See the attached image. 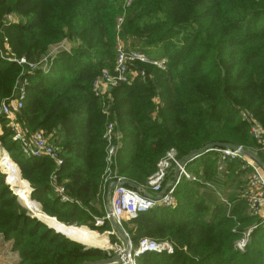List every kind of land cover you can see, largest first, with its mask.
I'll list each match as a JSON object with an SVG mask.
<instances>
[{"label":"trees","instance_id":"trees-1","mask_svg":"<svg viewBox=\"0 0 264 264\" xmlns=\"http://www.w3.org/2000/svg\"><path fill=\"white\" fill-rule=\"evenodd\" d=\"M123 4V0H0V40L4 46L7 42L14 59L37 64L60 44H75L70 53L54 59L47 75H25L27 98L15 116L27 137L39 129L55 137L64 158L57 172L59 182L72 201L62 203L53 193V162L28 159L15 143L16 157L13 143L2 139L7 152L0 149V161L12 172L4 170L5 174L29 189L20 192L24 198L17 197L0 176V239L17 264H83L108 257L100 250L106 235L91 239L73 226L74 239L67 237L32 217L27 207L54 218V223L89 224L92 230L76 228L97 235L113 230L109 221L95 227L101 214L97 204L101 196L108 197L103 189L108 120L92 86L105 68H113L117 36L141 44L150 57L144 50L158 47L159 58L167 60L166 71L138 65L145 77L113 91L109 122L122 135L117 169L131 184L128 187L145 186L171 149L179 159L211 143L247 149L253 142L240 112L264 126V0H134L127 9ZM10 15L18 22L6 23ZM26 66L5 62L0 55V99H12ZM10 138L13 141V135ZM218 158L214 152L204 154L188 169L204 181L227 187L228 177L222 180L217 173ZM202 190V182L184 179L175 193L176 207H158L122 223L134 246L142 238L169 239L175 246L172 255L146 254L138 264H264V227L256 226L260 220L248 214L239 191L227 198L229 207L225 203L213 207L201 197ZM249 230L250 244L240 252L237 244ZM111 240L117 242L115 236Z\"/></svg>","mask_w":264,"mask_h":264},{"label":"built area","instance_id":"built-area-1","mask_svg":"<svg viewBox=\"0 0 264 264\" xmlns=\"http://www.w3.org/2000/svg\"><path fill=\"white\" fill-rule=\"evenodd\" d=\"M134 0H123L124 9L131 6ZM6 23L18 22L12 15L8 16L5 20ZM123 24V18L118 20L117 32L121 30ZM121 39L117 36L116 42V61L111 72H102V74L94 81L92 86V92L94 96L100 100L102 104V114L105 115L108 120L105 130L104 139L107 143L106 149V168L103 176V189L107 190L111 183H114L110 194L108 193V208L106 211V217L102 221L96 223V227H101L106 221L110 222L112 217L121 227L125 221H131L139 217V215L148 213L149 211L162 207V208H174L176 198L175 193L180 182L185 179L190 182H198L196 176L189 171L188 166L193 161L197 160L204 154L214 152L218 154V170L223 172L226 161L242 160L245 164V168L251 170V182L248 189L242 193V199L247 204L248 214L250 216H261L264 221V214H259L260 209L264 208V175L262 168L250 157L242 155L239 151L226 148L211 149L203 154H197L192 159L181 162L175 151H170L166 157L161 160L156 172L149 178L145 186H141L138 189L130 188L126 185V180L119 175L117 169V158L119 151L122 147L120 142V134L115 131V126L109 122L112 114V91L123 85L133 82V80L141 79L145 77V72L141 69L134 70L135 73L131 74L128 69H131L133 65L145 64L149 66L157 67L162 71H166L167 60L151 58L143 52L136 51L134 49L129 52L124 51L120 47ZM0 40V53L3 52V45ZM64 49H66L64 47ZM60 51V50H56ZM54 51V52H56ZM52 52L46 57L41 66H43L49 59H52ZM3 58V57H2ZM5 61L9 59L3 58ZM19 64H28L24 58L18 60L14 59ZM52 61V60H51ZM50 61V62H51ZM36 67V66H34ZM47 73V71H46ZM29 85L28 79L25 76L21 80V87L17 89L16 99L0 100V114L5 116L9 121H16V115L20 114L24 108V103L27 98V87ZM241 118L250 127V134L256 143L264 151V128L258 124L252 116L241 113ZM24 135L18 132L13 137V141L20 144L22 155L28 159H43L46 158L54 163L55 171L50 177V185L53 189V193L56 198L62 203L71 202V198L68 196L65 186L59 182L58 171L64 165V158L61 150L49 143V139L46 134L37 130L31 135L30 138L24 139ZM26 138V137H25ZM174 165L176 170V179L168 187L166 194L162 199H157L162 194V184L166 177L167 171ZM150 187L152 192L156 196L146 195L141 188ZM222 202L226 203L225 200ZM264 211V210H263ZM128 236V235H127ZM246 235L242 241L237 244L238 251H244L248 244ZM106 251L108 253L107 259L119 256V260L112 264H138L139 259L146 254H168L172 255L175 252V246L169 239L163 241H154L148 238H142L138 244L134 246V243L130 242V247H126L124 241L120 247L114 249L110 246Z\"/></svg>","mask_w":264,"mask_h":264},{"label":"rangeland","instance_id":"rangeland-1","mask_svg":"<svg viewBox=\"0 0 264 264\" xmlns=\"http://www.w3.org/2000/svg\"><path fill=\"white\" fill-rule=\"evenodd\" d=\"M16 20H19L18 18H16L14 15H12ZM121 41V43H120V47H121V49H123L124 51H126V52H129L130 50H132V49H134V50H136V51H140V52H143L142 50V45L141 44H135V45H132L131 43H130V41H122V40H120ZM4 42H2L1 43V45H3V52L2 53H0V55H1V57H3V58H6V59H9L10 61L9 62H12V63H14V64H16V65H18V66H23V65H26V64H19L20 63V61H19V63H17V62H15V60H14V57H12L11 55H10V53H9V46L6 44L7 42H5V46H4V44H3ZM64 47L66 48V49H64ZM75 47V44L73 43V42H67V43H62V44H60L54 51H56V50H60V51H56V52H54L53 54H52V59H49L47 62L48 63H46L45 62V64L43 65V66H41V63H37V64H31L32 65V67H30V66H26V67H28L27 69H23L24 67H22V71H21V75H27V73L29 74V73H38V72H40V73H42V74H44V75H47L48 73H50V70L52 69V67L54 66V64H55V61L56 60H54V59H56L57 57H60V55H63V54H67V53H70V51H71V48H74ZM116 47H117V45H116ZM146 49H148V50H146ZM144 51H146L147 53H151L150 55L152 56L151 58H155V59H161V58H159V48L157 47V48H146ZM144 53V52H143ZM146 54V53H145ZM147 55V54H146ZM150 57V56H149ZM18 60H20V59H18ZM52 60V61H51ZM51 61V62H50ZM115 61H116V59H115ZM5 62H7V60L5 61ZM114 65H115V63H114ZM34 66H36V67H34ZM137 66L138 65H133V66H131V69H128L129 70V72L131 73V74H133V73H135V69L136 70H139V68H137ZM114 67V66H113ZM113 69V68H112ZM111 68H105L103 71L104 72H111V71H113ZM142 70V69H141ZM46 71H47V73H46ZM102 71V72H103ZM102 72H101V74H102ZM100 74V75H101ZM99 75V76H100ZM98 76V77H99ZM22 77V76H21ZM97 77V78H98ZM25 78H27V76H25ZM135 80H133V82H134ZM29 82V81H28ZM133 82H131V83H129V84H123V85H130V84H132ZM20 83H21V80H19L18 81V83H17V86H16V89H15V93H14V95H13V97H12V100L14 101L15 99H16V93H17V89L19 88V85H20ZM122 86V85H121ZM116 89V88H115ZM114 91V90H113ZM113 91H112V103H113V100H114V96H113ZM0 100H7V99H0ZM99 100V99H98ZM100 101V100H99ZM114 104V103H113ZM240 113H245V114H248V115H250V116H252L251 114H249V113H246V112H240ZM21 114V113H20ZM19 115V114H18ZM3 115H1L0 114V149L1 150H4V151H6L5 149H4V146L2 145V139H4V140H6L7 142V144H9V145H11V143H13V145H14V149H13V155L14 156H16L17 157V154H16V151H15V146H16V144H18V146H20V144L19 143H17V142H13L12 140H11V136L13 135V137H14V135L16 134V132H18V133H20L21 132V134L22 135H24L25 137H23L24 139H26L27 140V138H30V137H27L26 135H25V133H24V131H23V127L20 125V123H19V121L16 119V121H8L7 120V122H6V120H5V116H3ZM253 117V119L258 123V124H260V126L262 125V127L264 128V126H263V124L262 123H260L254 116H252ZM2 120H5V122H6V125H4L3 124V122H2ZM107 121V120H106ZM108 122V121H107ZM249 126V125H248ZM9 128V131H6L7 129ZM250 129H251V127L249 126V131H248V134H249V138L251 139V141L253 142L250 146H247L248 148L247 149H244L243 147H241L242 149H244V150H246L247 152H249L256 160H259L263 165H264V151H262V148L256 143V141L252 138V136H251V134H250ZM39 130H41V131H43L45 134H46V137L49 139V143H51L52 145H54V146H56V147H58V144H57V140L55 139V137L51 134V133H49L48 131H46L45 129H39ZM7 133H10V137L8 138V137H6L5 135H7ZM6 137V138H5ZM120 142H121V144H122V135L120 136ZM16 143V144H15ZM122 146H123V144H122ZM122 148V147H121ZM170 151H175L176 153H177V156H178V152L175 150V149H171V150H169L167 153H166V155L170 152ZM7 152V151H6ZM166 155L163 157V159L166 157ZM197 155V154H196ZM194 157V156H193ZM192 157V158H193ZM179 158V157H178ZM191 158V159H192ZM163 159H161V160H163ZM160 160V161H161ZM181 160V159H180ZM159 161V162H160ZM0 163L2 164V166H3V168H1V166H0V176L1 175H4V181H5V183H6V185H7V187L8 188H10V190H11V186H12V184H13V188H16V189H19V188H21L20 186H19V181H15V180H12V179H9L10 181H11V185H8L7 184V182H6V174H5V171L7 172V174L8 173H12V172H10V170H9V165L7 164V163H5V164H3V161H0ZM258 164V163H257ZM218 163H217V173H218V176H219V178H222V180L224 179V177H228L227 178V183H228V185H227V187L225 186V184H220V183H217L215 180L213 181V182H207V181H204V179H202L200 176H198V175H195L196 176V178H197V180H200V181H198V182H202V184H204L205 185V191H201V197L203 198V199H205L211 206H213V207H217V205H218V203H224V202H222L223 200H225L226 201V205L229 207V204H230V202L227 200V198H230V197H233V196H235V195H237L238 193L235 191V190H237V191H239V196H242V193H244L247 189H248V187H249V185H250V182H251V179H252V176H251V170L250 169H247V168H245V164H244V162L242 161V160H234V161H226V163H225V166H224V170H223V172H220L219 170H218ZM262 168V167H261ZM5 170V171H4ZM190 171V170H189ZM191 172V171H190ZM204 172L202 171V174H203ZM262 173H263V175H264V168H262ZM9 176V175H8ZM22 178V177H21ZM175 179H176V170H175V167H174V165L167 171V173H166V177H165V179H164V182H163V184H162V193L164 192V191H166L167 192V189H168V187L175 181ZM23 180V179H22ZM149 180V179H148ZM184 180V179H183ZM182 180V181H183ZM182 181L180 182V184L182 183ZM148 182V181H147ZM198 182H193V183H198ZM22 184V183H21ZM180 184H179V186H180ZM178 186V187H179ZM25 189V188H24ZM138 189V188H137ZM142 189V191H144V193L146 194V195H150V196H156L153 192H152V190L150 189V187H147V188H141ZM226 194V195H224V193ZM13 193V192H12ZM16 196L17 197H19L20 196V192L19 191H16ZM108 197H107V195H105L104 196V198L101 196V203L99 204H97V207H98V210L100 211V215L98 216V218L96 219V222H95V227L97 226L96 225V223H97V220L98 221H102L103 219H105V217H106V211H107V208L109 207L108 206V202H106V199H107ZM176 198V197H175ZM242 198V197H241ZM22 203V202H21ZM38 203V202H37ZM23 204V203H22ZM39 205H40V203H38ZM176 205H177V201L175 202V206L174 207H176ZM40 207H41V210H42V206L40 205ZM29 208V207H28ZM30 209V208H29ZM101 209L102 210H104V212L103 211H101ZM264 208H262V209H260V212H259V214L262 212V214H264ZM30 211V213L32 214V217L34 216V214H33V212H32V209H30L29 210ZM43 212V211H42ZM36 217H39L40 219H42V220H44L45 222H47L50 226H52V227H54V228H56V229H58V230H62V231H64L65 233L64 234H66V228H69V227H73L74 226V228H76V227H87V228H89V229H91L92 230V228H90V226H89V224H86V225H80V226H78V225H76V224H73V225H65V224H60V223H58L56 220V223H54L53 221H52V219L50 218V217H48L47 215H45V216H43V215H37L36 214ZM255 217H257V218H259V220H260V224H259V221H258V224H256V226L258 227L259 225L260 226H263L264 227V221H263V219H262V217L261 216H255ZM125 222H129V221H125ZM65 225V226H64ZM68 226V227H67ZM254 226V225H253ZM252 226V227H253ZM47 227V226H46ZM102 227V226H101ZM123 227V226H122ZM251 227V228H252ZM250 228V229H251ZM76 229H78V228H76ZM256 229V228H255ZM81 233H88V237H90L91 239L93 238V237H95V236H102V235H106L107 237H108V240L105 242V244L102 246V247H100V250H102V251H108L107 249L108 248H110V246L114 249V247L116 248V246L117 247H120L121 246V243L124 241L123 240V238L117 233V232H115V230L113 229L111 232H104V233H100V232H98L100 235H97V234H94V233H91V232H87V231H83V230H80V229H78ZM250 232H251V230H249V232L248 233H246L245 235H244V237L246 236V235H248L249 234V236H247V240H248V244H250V241H251V235H250ZM125 234L126 235H128L127 237H128V239H129V241L131 242V238L129 237V234L125 231ZM112 236H115L116 237V239H117V242L116 243H114L113 242V240H111V238H112ZM67 237H68V235H67ZM72 240V239H71ZM73 241V240H72ZM75 242V241H74ZM77 243V242H76ZM124 243H125V241H124ZM85 246V245H84ZM108 246V247H107ZM125 246L127 247V245H126V243H125ZM87 247H89V246H87ZM107 247V248H106ZM106 248V249H105ZM105 249V250H104ZM5 253L8 255L9 254V256H5V258H7V262H10V263H12V255H11V253H10V251H8V246L6 245L5 246ZM15 264H17V263H15Z\"/></svg>","mask_w":264,"mask_h":264},{"label":"water","instance_id":"water-1","mask_svg":"<svg viewBox=\"0 0 264 264\" xmlns=\"http://www.w3.org/2000/svg\"><path fill=\"white\" fill-rule=\"evenodd\" d=\"M19 87H21V83L19 85ZM215 148H226V149H232V150H235V151H239L242 155H245V156H248L250 157L251 159H253L256 163H258V165L262 168H264V165L259 161V160H256L249 152H247L246 150L242 149L241 147H237V146H234V145H231V144H221V143H211V144H208L207 146L203 147L201 150L199 151H194V152H191L188 156L184 157L181 159V162H185V161H188L190 160L193 156H195L196 154H203L211 149H215ZM19 169V168H18ZM19 173H20V170H19ZM20 177H21V173H20ZM22 179V178H21ZM24 182H26L29 186L30 184L25 181V180H22ZM6 182L7 184H10L11 185V181L9 180V176L6 175ZM126 185H131L130 183H126ZM31 187V186H30ZM114 187V183H111L109 186H108V193L110 194L112 188ZM14 188L13 186H11V191H13L14 193ZM166 194V191H164L160 197H158L157 199H162L163 196ZM28 208V207H27ZM29 209V208H28ZM30 210V209H29ZM33 214H34V211L32 210ZM35 219L39 220L38 217H36V214H34L33 216ZM49 217V216H48ZM40 221V220H39ZM41 222V221H40ZM110 223L113 227V229L115 230V232H117L122 238L123 240L125 241L127 247L129 248L130 247V241L127 237V235L125 234V231L123 229V227H121L112 217L110 218ZM44 224V223H43ZM72 227V226H71ZM52 229V228H50ZM54 230V229H53ZM87 247V246H86ZM88 248V247H87ZM103 250V249H102ZM120 258L119 256H116V257H113V258H110V259H106V260H102V261H98V262H85L83 264H112L116 261H118Z\"/></svg>","mask_w":264,"mask_h":264},{"label":"crops","instance_id":"crops-1","mask_svg":"<svg viewBox=\"0 0 264 264\" xmlns=\"http://www.w3.org/2000/svg\"><path fill=\"white\" fill-rule=\"evenodd\" d=\"M22 182H19V186L21 187V188H19L17 191H19V192H22V191H24V190H26V189H24V187H23V185L21 184ZM20 196H22L23 198H24V196L23 195H21V193H20ZM25 199H27V198H25ZM30 201V200H29ZM72 230V228H66V234L67 235H69V236H72V238H73V235H74V232H72L71 231ZM75 230H77V231H79L78 229H76L75 228ZM79 233L80 234H87V233H81L80 231H79ZM98 237H101V236H95V237H93L92 239H96V238H98ZM74 239V238H73ZM106 240H107V236H106ZM105 240V241H106ZM79 243V242H78ZM79 244H81V243H79ZM7 244H6V242H4L2 239H0V264H15V263H18V261L16 260V259H14V260H12V263H10V262H7V258H5V256L7 255L6 253H5V246H6ZM83 245V244H82ZM102 245V244H101ZM101 245H99V246H101ZM85 246H88V245H85ZM99 246H96V247H99ZM90 247V246H89ZM9 248V247H8ZM7 256H9V255H7ZM12 259V258H11Z\"/></svg>","mask_w":264,"mask_h":264},{"label":"bare ground","instance_id":"bare-ground-1","mask_svg":"<svg viewBox=\"0 0 264 264\" xmlns=\"http://www.w3.org/2000/svg\"><path fill=\"white\" fill-rule=\"evenodd\" d=\"M12 184V183H11ZM12 186H13V184H12ZM15 190H14V194H15V196H16V191L18 190V189H16V188H14ZM26 189V191L28 192L29 191V189L28 188H25ZM29 197H30V200L32 199L31 198V195L29 194ZM33 202H36V201H33ZM46 215V214H45ZM39 220H41L44 224H46V225H48V226H50L47 222H45V221H43L42 219H40V218H38ZM51 219H54V218H51ZM56 220V219H55ZM51 227V226H50ZM53 228V227H52ZM61 232H63V233H65L64 231H62V230H60ZM74 242V241H73ZM108 247V246H107ZM106 247V248H107ZM105 248V249H106ZM104 249V250H105ZM109 249V248H108Z\"/></svg>","mask_w":264,"mask_h":264}]
</instances>
